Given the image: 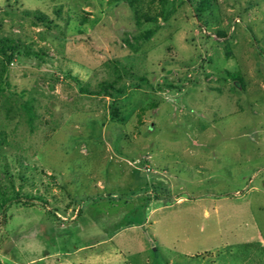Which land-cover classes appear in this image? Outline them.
<instances>
[{"label":"rangeland","instance_id":"obj_1","mask_svg":"<svg viewBox=\"0 0 264 264\" xmlns=\"http://www.w3.org/2000/svg\"><path fill=\"white\" fill-rule=\"evenodd\" d=\"M200 1L0 0V264H264V0Z\"/></svg>","mask_w":264,"mask_h":264},{"label":"trees","instance_id":"obj_2","mask_svg":"<svg viewBox=\"0 0 264 264\" xmlns=\"http://www.w3.org/2000/svg\"><path fill=\"white\" fill-rule=\"evenodd\" d=\"M119 1L127 3L131 9H134V12H135V10H136V7H135L136 0H119ZM208 5H209V0H201L200 3H199V8L200 9H204ZM135 15H136V17H138V15H139L137 10L135 12ZM15 51H16V48L14 46H11V45H3V46L0 47V55L4 56L8 63L12 62V60L14 58ZM108 87L111 88L109 85H102V87L100 88L99 91H87L86 89H81V92L84 93V94H88V95H98V96H100L101 94H103V93L108 91ZM113 111H115V110H113ZM4 203H5V201H4ZM25 204H27V203H25ZM30 204H32V202H30Z\"/></svg>","mask_w":264,"mask_h":264}]
</instances>
